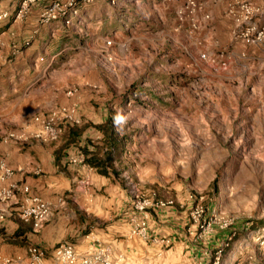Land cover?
I'll use <instances>...</instances> for the list:
<instances>
[{
  "label": "rangeland",
  "instance_id": "374dc122",
  "mask_svg": "<svg viewBox=\"0 0 264 264\" xmlns=\"http://www.w3.org/2000/svg\"><path fill=\"white\" fill-rule=\"evenodd\" d=\"M183 3L92 0L59 34L29 43L15 29L1 32L12 17L2 21L0 141L60 109L74 91L85 129L64 156L84 155L89 140L92 149L102 144L97 124L115 122L127 147L114 177L142 211L132 232H148L159 209L181 212L187 232L226 236L213 250L218 261L238 238L236 248L261 252L254 260L264 264V70L233 68L232 58L222 69V50L200 38L201 25L192 30L178 19ZM93 172L81 183L92 185ZM97 193L105 195L104 186Z\"/></svg>",
  "mask_w": 264,
  "mask_h": 264
},
{
  "label": "crops",
  "instance_id": "0c3cea01",
  "mask_svg": "<svg viewBox=\"0 0 264 264\" xmlns=\"http://www.w3.org/2000/svg\"><path fill=\"white\" fill-rule=\"evenodd\" d=\"M240 1L203 0L198 35L227 52L233 68L248 70L252 74L258 69L264 70V41L246 44L234 37L233 30L239 23ZM249 1L261 9L256 21L264 27V0ZM20 2L0 0V8L13 12L12 20L7 21V29L1 32L15 29L18 39L31 42L37 36L44 39L59 34L63 23L39 21L40 11L47 0L33 4L28 15L22 16L24 20L15 17ZM204 14H209L210 18L206 19ZM29 55L26 52L25 59ZM60 142L51 145L36 138L19 143L8 139L0 141V185H17L9 200L0 201V259L10 257L14 264H28L31 246H39L50 255L56 246L68 242L85 252L108 247L117 264H217L219 251L213 250L224 242V234L187 232L188 219L181 212L162 209L151 213L147 237L132 232L142 215L140 202L134 201L114 176L101 175L95 168L96 172L91 174L92 185L81 183L84 171L70 163V155L57 160L55 151ZM73 148L67 147L65 153L70 154ZM6 168L13 172L2 179ZM24 186L29 187L28 193L40 195L51 204L50 214L40 223L23 220L18 215L27 195ZM102 186L105 195L97 193ZM259 233L262 232L256 234ZM237 242L238 238H235L224 250L223 259L218 261L220 264H238L249 255L259 261L261 252L247 250L242 244L237 249Z\"/></svg>",
  "mask_w": 264,
  "mask_h": 264
},
{
  "label": "built area",
  "instance_id": "2783aa9c",
  "mask_svg": "<svg viewBox=\"0 0 264 264\" xmlns=\"http://www.w3.org/2000/svg\"><path fill=\"white\" fill-rule=\"evenodd\" d=\"M92 0H48L44 8L39 14L41 23L49 24L55 21L65 25H70L80 16L83 4H89ZM38 0H21L15 17L20 18L28 12L29 8L37 3ZM80 3V4H79ZM240 16L238 17V26L233 30L235 38L241 39L246 44H261L264 41V27L259 26L256 17L261 13L259 7L254 6L249 0L239 2ZM203 10V2L201 0H184V3L176 10L177 17L180 21L189 23L192 30L200 27L199 13ZM13 16V12L9 9L0 8V23L8 20ZM206 19L210 18L209 14H204ZM29 43V40H25ZM108 44L112 40L107 41ZM229 54L221 51L218 55L219 64L222 69H227L229 65ZM74 91L67 93L68 100L60 109L53 111L48 117L36 115L33 118L34 125H30L24 131H11L7 135L8 140L20 142L27 140L29 137L42 141L57 140L67 125L78 124L80 118L78 115V102ZM72 164L78 165L85 173L94 170V167L86 162L85 155L80 154L77 157H69ZM10 168H6L4 175L12 174ZM17 189L16 184L0 185V201L9 200ZM25 196L20 205L18 215L23 220H33L36 224L45 220L51 211L50 202L40 195L30 194L29 187L24 186ZM144 205L142 206V208ZM0 215L2 213L0 212ZM144 215H148L145 213ZM145 224V222H142ZM142 237H147V232H135ZM258 239L264 243V236L259 234ZM49 256L50 259L49 260ZM219 256L216 258L218 262ZM0 264H14V259L4 257L0 259ZM28 264H117L112 256L110 249L105 246L96 248L93 251H80L72 243L63 242L56 246L50 255L39 246H31L29 248ZM198 264H206L199 262ZM238 264H257L252 255H249L244 261Z\"/></svg>",
  "mask_w": 264,
  "mask_h": 264
},
{
  "label": "trees",
  "instance_id": "16d2710c",
  "mask_svg": "<svg viewBox=\"0 0 264 264\" xmlns=\"http://www.w3.org/2000/svg\"><path fill=\"white\" fill-rule=\"evenodd\" d=\"M97 127L103 132V142H92L94 149L89 147V142L81 145L85 155L86 162L93 166L97 172L105 176H119L122 169L119 170L115 166V162L122 161L126 149L127 136L121 135L115 122L106 120L103 123L97 124ZM85 126L79 124L67 125L63 134L58 138L61 140L56 148V158L61 159L65 155V149L72 144H78L84 132ZM57 139V141H59ZM264 221V220H262Z\"/></svg>",
  "mask_w": 264,
  "mask_h": 264
},
{
  "label": "clouds",
  "instance_id": "9594fccd",
  "mask_svg": "<svg viewBox=\"0 0 264 264\" xmlns=\"http://www.w3.org/2000/svg\"><path fill=\"white\" fill-rule=\"evenodd\" d=\"M123 120V117H117V121L121 122Z\"/></svg>",
  "mask_w": 264,
  "mask_h": 264
}]
</instances>
